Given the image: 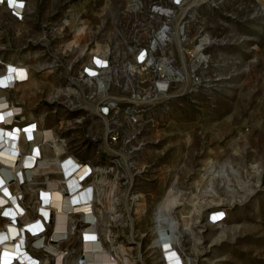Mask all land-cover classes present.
Here are the masks:
<instances>
[{
  "label": "rangeland",
  "instance_id": "374dc122",
  "mask_svg": "<svg viewBox=\"0 0 264 264\" xmlns=\"http://www.w3.org/2000/svg\"><path fill=\"white\" fill-rule=\"evenodd\" d=\"M23 1L21 20L0 5V59L29 79L3 94L42 131L46 175L56 180L57 144L60 159L94 168L98 216L89 221L106 248L130 264H163L158 217L190 264H264V0H185L164 47L180 76L140 105L134 95L152 77L133 46L159 27L143 23L153 0ZM94 57L111 69L98 71L102 92L84 74ZM103 95L116 141L98 115ZM61 247L72 261L78 237Z\"/></svg>",
  "mask_w": 264,
  "mask_h": 264
},
{
  "label": "built area",
  "instance_id": "2783aa9c",
  "mask_svg": "<svg viewBox=\"0 0 264 264\" xmlns=\"http://www.w3.org/2000/svg\"><path fill=\"white\" fill-rule=\"evenodd\" d=\"M184 1L185 0H153L152 2H149L147 6L143 23L148 25H158L159 27L156 30L152 31V35L147 46H140L138 48L136 46H133L137 50V53L135 55L136 66H138L141 70L149 71L152 77L148 90H145L144 94L137 93L134 95V103L136 105L149 103L151 101L157 100L161 96H165L169 92L174 78L180 76L178 73L174 72L175 70L173 68V65L170 63V60L167 58L164 47H166L172 39L173 32L171 26L176 14V9L182 6ZM0 5H3L4 7L6 6L5 8L10 12V15L14 19L21 20L25 9V2L23 0H0ZM134 5L135 9L137 10H141L143 8L142 2L137 1L136 3H134ZM163 30L165 34L163 37V41H160L158 35ZM154 40L158 42H156L157 44L153 48L152 44ZM157 52H161L166 57L164 58V62L160 63V60H156L154 58ZM104 54H106V52ZM0 66V92H2L0 96V144L2 143L1 138L3 134H7L8 132L15 134L23 133L24 135L23 145H21L20 152L15 150L14 147L6 148L1 145L0 154L6 152L5 155L14 156L17 159L14 162L16 163V165H18V163L20 162L19 157L21 156H24L25 158H35V160L37 159L38 162L41 157V152L39 151V149L43 146L44 143V140L40 136L42 131L38 129L35 122L24 120L22 107L7 100V98L3 94L4 92H7L12 88H9V86H7L6 84L2 85L1 83L2 81H4V74L6 71L8 72L13 70L14 73H17L19 71H24L26 68L20 65H14L11 62H5L2 59H0ZM99 70L111 71L109 62L107 61L106 57H94L92 65L89 68H85L84 74L87 76V78L96 77V80L98 82L97 88L99 92H102L105 91L106 83L104 84V87L100 89L98 79H102L97 76ZM24 81L26 80L17 81L16 83H22ZM102 99L100 103L103 105L99 108L98 115L103 120H106V124H108V120L106 118L107 116H109L110 111L113 110L112 106L114 105L111 104V102L107 103V99H105L104 95L102 96ZM131 120L133 122L136 121L134 115H132ZM108 126L109 124L107 125L105 135L110 137L112 141H116L118 134L113 129H109ZM25 145H28L30 147L27 153H24L22 150V147ZM35 160L31 166H25L23 170V175L25 176L24 184L23 182H21V180H19L21 178H19V173H17L15 176L18 177L17 179L19 180L18 186L20 194L10 197L3 193L6 200L4 202V205L0 206V235H4L5 238L3 241H0V264H74L75 261L83 262V260H85L83 257V247L87 244H90V242L85 240L82 232L88 225L93 226L95 224L94 222L91 223V221L87 220L86 215L91 213L94 215L96 220L98 216L95 209L94 185L92 184L94 178L93 176L95 173L94 168L87 163L79 162L71 157L60 159L62 162L60 165L61 170H56V177L63 176V181H65L64 178L66 177L62 169V164H65L66 162L75 163L76 167L82 166L83 168H87V171L85 173V176L79 178L78 180L81 184H83V188L78 193L80 200L79 203L81 205H77V203H71V200H69L68 192L69 186L67 183L61 182L64 183L62 184V186L64 189V194L67 195L63 198L64 201L67 202V212L72 213L67 214L66 219V224L69 227L68 236L55 239L51 237L53 232L51 225L52 221L50 224L49 221H44V226L41 224L40 228L35 224L38 217L39 219L40 216L43 217L40 211L41 207L49 205V195L53 189H56V187H49L47 190H39L40 188L36 186V183L41 184L43 183V181H31L33 177L35 179L37 177L36 174L31 173V171L36 169V167L32 168L35 165ZM2 164H4V161H0V172L2 170L1 168L3 167ZM78 169L79 168H77V170ZM8 174V179L5 178L6 181H14V176L11 170ZM50 181L54 183L53 179H51ZM51 185L54 186V184L52 183ZM1 196L2 194L0 193V197ZM27 197L30 199L28 202ZM81 206H83V208H80ZM37 207L38 210H36ZM26 223L31 224L25 225ZM96 227L98 232L97 242L102 243L103 248H105L109 252V263L130 264V262L127 261V258L124 255L119 254L113 248H106L105 242L102 240L99 234L98 226ZM6 232L8 233L7 237L5 235ZM75 235L79 239L80 248L77 255L75 257H72L71 261L70 256H72V253H70L69 248L62 250L61 245L64 243V241L69 240L72 236ZM18 238L19 240L24 241V245L20 246V248L18 249L19 252H15L14 246ZM158 239L159 244L162 243L163 245L164 241L160 239V236H158ZM39 241L42 243L44 242L45 245L48 243V241H50L49 244H52L55 250L57 247L58 250L54 252L40 245L37 246L36 243ZM154 246L156 248L159 247L156 242ZM174 248L175 249L173 250V252L176 253V258L178 259L179 264H187L189 262V259L186 258L178 248H176L175 246ZM160 254L162 263L169 264L170 261L167 259L166 255H163L162 252ZM68 257L70 258L68 259Z\"/></svg>",
  "mask_w": 264,
  "mask_h": 264
},
{
  "label": "bare ground",
  "instance_id": "6f19581e",
  "mask_svg": "<svg viewBox=\"0 0 264 264\" xmlns=\"http://www.w3.org/2000/svg\"><path fill=\"white\" fill-rule=\"evenodd\" d=\"M6 7V6H5ZM167 13V12H165ZM181 32V31H180ZM164 30L161 31L158 35L159 40L163 41V37H164ZM156 40H154L153 42V48L155 47V45L157 44ZM26 68V67H25ZM27 69H25L24 71L21 72V76H17V73H14V71H6L4 74V81H2V85H7L9 86V88H14V86H16L17 84H21V83H16L17 81H23V80H27V76H28V72H26ZM1 72V70H0ZM20 72V71H19ZM99 81V87L100 89H102V87H104L105 82L98 79ZM0 92V96H1ZM23 133H19V134H15V133H11L8 132L7 134H3L1 140L2 143L0 144L3 145L4 147H8V148H12L14 147L15 150L19 151L21 150V146L20 144H23ZM39 149V148H38ZM40 151V149H39ZM5 152V151H4ZM55 157H56V170L60 169V165H61V160L59 159V154L60 152H62L60 146H58L55 150H53ZM6 153V152H5ZM5 153H1L0 154V161H4L3 167L1 168V172H0V193L2 194V196L0 197V206L4 205V202L6 200V198L4 197L3 193L12 197V196H16L18 194H20L19 192V186H18V182L19 180H21V182H23V184L25 183V176L23 175V170L25 168V166H29L28 162H31L30 166L33 164L35 158L32 157H27L25 158L24 156L19 157L20 162L18 163V165H16V163H14L17 159L14 156L11 155H5ZM40 153V152H39ZM41 160V159H40ZM37 159L35 160V165L33 167L36 166V169H34L33 171H31L32 174H36L37 177H40V179H35L34 177L32 178L31 181L35 182V181H43V183L39 184L36 183V186H38L40 189L39 190H47L49 187H51V183L52 184H56V190L53 189L52 192L49 195V205L48 206H43L41 207L40 211L43 217L40 216V219L38 217V219L36 220L37 222H35V224L37 225V227H41V224L44 226V221H49V224L51 223L52 225V238L58 239L61 237H65L68 236V226L66 224V219H67V214H70L72 212H67V202L64 201V197L67 196L64 194V189L62 184L67 183L69 186V200H71L72 204H76L77 205H81L79 202V196L78 193L79 191L83 188V184H81L78 180L79 178H82L85 176V173L87 171V168H83L82 166H78L76 167L75 163L72 162H66L65 164H62V169L64 172V175L66 178L65 181H63V176H57L56 180H54V183L52 181H50V177H46L48 175H46L45 173H48L49 170H51V167L48 166V160L47 162H43L41 160V162L36 163ZM54 163V162H52ZM32 167V168H33ZM77 168H79L77 170ZM12 171V174L14 176V181H6V179H8L7 176H9V171ZM19 173V180L17 179L18 177H15L16 174ZM56 173V172H54ZM59 173V171H58ZM11 174V175H12ZM72 174V175H71ZM71 175V176H69ZM50 176V175H49ZM69 176V177H68ZM6 178V179H5ZM50 178V179H48ZM59 179V180H58ZM86 180V179H85ZM84 180V181H85ZM50 181V182H48ZM83 181V182H84ZM64 182V183H61ZM82 182V183H83ZM39 184V185H38ZM67 190V189H66ZM37 195V194H36ZM69 204V203H68ZM10 205V204H7ZM73 206V205H72ZM80 208H83V206H81ZM72 209V208H71ZM36 210H38V207L36 208ZM54 211V212H53ZM56 214V215H55ZM53 215V217H52ZM218 216V215H216ZM20 218V217H19ZM86 219L87 220H94V215L89 213L86 215ZM31 223H26L25 225H30ZM155 226H156V236H157V241L156 243L158 244L159 248L162 250V254L166 255L167 259L170 261L169 264H179L178 259L176 258V253L173 252L174 248V236H175V231H171L169 230V227H166V225L164 224V221H162V219H159L158 217H156V222H155ZM51 230V231H52ZM96 225L94 224L93 226L88 225L87 227H85V229L83 230L82 234L84 235V238L86 241L90 242V244H87L83 247L84 249V259L83 262L82 261H78V264H110L108 261V257H109V252L104 250V248L101 246V243L97 242V234H96ZM6 237L8 235V233H5ZM158 236H160V239L164 241L163 245L162 243L159 244V239ZM5 238L4 235H0V241H3ZM20 238V237H19ZM19 238L16 240V244L14 246V251L15 252H19V248L20 246L24 245V241L19 240ZM63 239V238H62ZM169 240V241H167ZM50 241H48V243L45 245L44 242H37L36 245L37 246H42L45 247L46 249L50 250V251H57V247L56 250L54 249V247L52 246V244H49ZM9 246V245H6ZM59 247V246H58ZM190 264V261L187 263Z\"/></svg>",
  "mask_w": 264,
  "mask_h": 264
},
{
  "label": "crops",
  "instance_id": "0c3cea01",
  "mask_svg": "<svg viewBox=\"0 0 264 264\" xmlns=\"http://www.w3.org/2000/svg\"><path fill=\"white\" fill-rule=\"evenodd\" d=\"M5 8V7H4ZM22 74H21V72H18L17 73V76H21ZM28 78H27V80L29 79V75L27 76ZM46 136V135H45Z\"/></svg>",
  "mask_w": 264,
  "mask_h": 264
}]
</instances>
